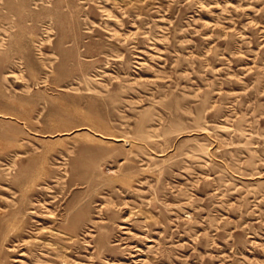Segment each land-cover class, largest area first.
Segmentation results:
<instances>
[{"label": "rangeland", "instance_id": "1", "mask_svg": "<svg viewBox=\"0 0 264 264\" xmlns=\"http://www.w3.org/2000/svg\"><path fill=\"white\" fill-rule=\"evenodd\" d=\"M0 264H264V0H0Z\"/></svg>", "mask_w": 264, "mask_h": 264}]
</instances>
